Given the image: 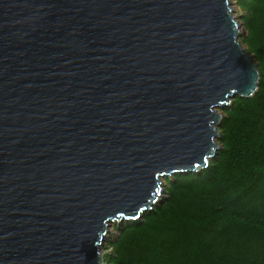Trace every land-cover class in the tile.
<instances>
[{
	"label": "water",
	"instance_id": "95a60500",
	"mask_svg": "<svg viewBox=\"0 0 264 264\" xmlns=\"http://www.w3.org/2000/svg\"><path fill=\"white\" fill-rule=\"evenodd\" d=\"M240 32L230 0H0V264H105L113 223L206 169L258 90Z\"/></svg>",
	"mask_w": 264,
	"mask_h": 264
},
{
	"label": "trees",
	"instance_id": "16d2710c",
	"mask_svg": "<svg viewBox=\"0 0 264 264\" xmlns=\"http://www.w3.org/2000/svg\"><path fill=\"white\" fill-rule=\"evenodd\" d=\"M236 2L258 90L223 109L206 169L166 177L161 202L119 227L105 264H264V0Z\"/></svg>",
	"mask_w": 264,
	"mask_h": 264
},
{
	"label": "rangeland",
	"instance_id": "374dc122",
	"mask_svg": "<svg viewBox=\"0 0 264 264\" xmlns=\"http://www.w3.org/2000/svg\"><path fill=\"white\" fill-rule=\"evenodd\" d=\"M230 6H231V9H232L233 15L235 16V19L237 20L238 24L240 25V31H241V32H240L239 40H240V42H241L242 39H243V37H244V31H243L244 29H243V26H242V24H241V16H242V14H243V11H242V9L238 6L236 0H230ZM241 43H242V42H241ZM242 45H243L244 49L247 50V46H246L245 44H243V43H242ZM250 56L253 58L254 62L256 63V61H255L253 55H250ZM224 108H226V107H224ZM224 108H219V113L222 114V115H223V109H224ZM165 178H166V177L161 178V183H160V187H161V189H160V191H161V195L159 196V198H160L159 203L161 202V199H162V197H163L162 186L165 184V182H164V179H165ZM125 222H127V221H125ZM118 227H119V224H118V223H113V224H112V227L109 228V233H108V236H107L106 242H105V244L101 247V254H102L103 257L111 251V249H110V247H109V242L112 241L115 237H117V235H118Z\"/></svg>",
	"mask_w": 264,
	"mask_h": 264
},
{
	"label": "bare ground",
	"instance_id": "6f19581e",
	"mask_svg": "<svg viewBox=\"0 0 264 264\" xmlns=\"http://www.w3.org/2000/svg\"><path fill=\"white\" fill-rule=\"evenodd\" d=\"M113 223V222H112Z\"/></svg>",
	"mask_w": 264,
	"mask_h": 264
}]
</instances>
